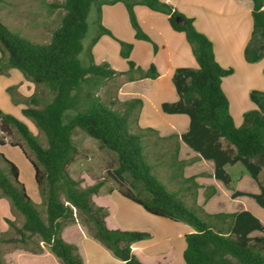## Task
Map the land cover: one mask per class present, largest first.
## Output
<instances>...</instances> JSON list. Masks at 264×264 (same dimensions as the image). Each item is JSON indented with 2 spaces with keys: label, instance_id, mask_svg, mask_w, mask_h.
Masks as SVG:
<instances>
[{
  "label": "trees",
  "instance_id": "trees-1",
  "mask_svg": "<svg viewBox=\"0 0 264 264\" xmlns=\"http://www.w3.org/2000/svg\"><path fill=\"white\" fill-rule=\"evenodd\" d=\"M118 1L126 3L136 37L148 40L137 22L134 1L64 0L56 5L65 10L61 25L45 44L24 38L0 20V74L17 69L36 86H47L54 96L43 108L36 107L40 104L36 94L20 100L26 104L23 115L33 120L45 134L47 147L42 146L26 123L0 108V131L11 135L14 129L17 130L35 156L33 159L22 144L10 143L12 147H19L31 163L39 195L46 206L44 219L20 179L19 167L0 151V197L7 198L12 208L24 216L22 226L16 228L18 236L0 237V244L19 242L31 253L41 254L43 246L34 241V237H39L60 264H84L78 247L62 236L64 227L76 220L77 209L84 215L82 223L90 235L115 257L125 264H143L133 253L132 245L149 239L151 234L108 228V209L94 201L104 183L100 181L82 187L81 182L69 174L68 168L78 155L73 134L79 129L97 140L101 148L116 153L118 166L108 174L124 196L153 215L184 222L194 229L186 235L185 264H264V236H251L255 231L264 233V225L252 213H205L202 217L154 175L155 166L149 161L142 143L149 130L134 132L131 127V116L140 109L142 101H126L124 109L118 111L113 106L115 102L107 105L98 98V90L118 77L134 81L159 76L154 66L144 70L130 60L133 47L130 43L121 42L120 51L128 61V71L118 72L107 63H95L92 46L102 35L112 36L101 23V8ZM252 2L254 28L261 36V45L249 47L247 51L249 61L254 63L264 54V0ZM139 3L169 16L171 27L185 33L198 64L197 68L176 70L173 82L179 100L162 106L166 113L185 114L190 119L189 130L176 138L182 139L202 158L212 160L215 178L226 186L231 187L232 178L225 167L241 163L260 185L261 192L244 194L236 191L233 196L248 195L264 208V184L259 178L262 171L259 160L264 155V117L258 111L247 112L245 117L250 120V125L237 127L222 89L223 79L232 74V69H225L216 61L211 40L196 30L192 18L172 5L160 0H140ZM93 6L98 12L97 34L88 47L87 64H84L80 56L85 50L83 40L89 29L88 17ZM8 91L12 95L13 87ZM68 111L73 114L68 115ZM5 145L0 140V147ZM175 149L177 155L178 145ZM194 187L198 188L194 178H190L184 179L179 189L190 191ZM30 242L31 248L27 246ZM0 264H3L1 250ZM38 264L52 263L44 259Z\"/></svg>",
  "mask_w": 264,
  "mask_h": 264
},
{
  "label": "crops",
  "instance_id": "crops-1",
  "mask_svg": "<svg viewBox=\"0 0 264 264\" xmlns=\"http://www.w3.org/2000/svg\"><path fill=\"white\" fill-rule=\"evenodd\" d=\"M133 1L137 22L148 40L136 37V30L131 24L124 1L105 4L101 8V23L112 33V36L104 34L92 46L95 63H107L118 72L128 71V61L120 54L121 42L132 44L130 60L144 70L154 66L159 76L154 79L143 78L134 81H125L124 76L118 77L117 79L124 80L118 86L117 100L123 105L126 101L140 99L142 101L140 109L133 112L136 114L137 132L149 130L145 138L152 132L160 141L171 143L172 148L168 152L172 155L167 163L172 169L170 178L176 181L180 177L179 187L184 179L194 178L198 188L193 194H190L193 188L184 191L186 199L196 203L197 207L204 209L208 214L249 211L264 225V208L248 195L233 196L236 191L244 194L261 192L260 185L241 163L225 167L232 178V189H229L221 180L215 178V164L212 160L202 158L182 139L176 138L189 130L190 119L185 114L166 113L162 106L179 100L173 82L176 70L197 68L198 64L185 33L175 31L171 27L167 14L139 3L140 0ZM160 1L172 5L185 16L192 18L196 30L206 35L213 43L215 59L219 65L225 69H232V74L223 79L222 89L229 101L230 113L236 126L250 125V120L245 117L250 111H258L264 117V54L254 63L249 61L247 55L249 47L261 45V36L254 28L252 0ZM7 77L9 78L0 75V108L25 123L22 111L26 105L14 104L7 89L17 84L21 98H29L35 94L37 86L17 69H10ZM13 77L16 80H13ZM174 158L175 161L184 164L181 166L175 163ZM259 162L262 165L259 178L264 184L262 179L264 155ZM177 169L181 170V176L173 171ZM205 193L210 196L206 198ZM191 195L193 197L190 200ZM222 200L231 203L228 207L222 208L219 204ZM94 201L108 209L109 217L106 220L108 228L145 231L151 234L149 239L132 245L133 253L143 264H185L183 254L186 249V235L194 231L191 226L151 214L143 206L124 196L118 185L109 189L104 184L99 196L94 197ZM0 208L3 210L0 212V234H2L9 231L6 219H9L12 206L9 201L0 197ZM76 229L80 231L81 239L76 241L68 239L67 231ZM62 236L67 242L78 247L84 264H125L95 240L80 224H67ZM251 236H264V233L255 231ZM41 245L44 248L41 254L16 250L11 252L10 256L16 260L15 264H38L44 259H49L52 264H60L43 242Z\"/></svg>",
  "mask_w": 264,
  "mask_h": 264
},
{
  "label": "rangeland",
  "instance_id": "rangeland-1",
  "mask_svg": "<svg viewBox=\"0 0 264 264\" xmlns=\"http://www.w3.org/2000/svg\"><path fill=\"white\" fill-rule=\"evenodd\" d=\"M63 2L64 0H0V20L4 25L8 26L10 30L19 33L21 36L34 43H49L52 37V33L54 32V30L59 28V26L61 25L62 18L65 14V10L62 7L56 6ZM97 19V7L93 6L88 17L89 29L83 40L85 50L80 56L84 64H87L88 47L91 44V40L97 34ZM0 75L9 78L7 77L9 75V71L8 74ZM13 80H16L15 77H13ZM123 80V78H119L116 80L109 81L104 87L99 89L97 92L98 98L105 104L110 105L112 102H115L113 106L118 111H122L124 109V105H122L117 100L118 86ZM10 87H13L12 95L8 91V89L7 92L11 101L14 104L23 103L20 102L22 98L17 91V84ZM35 94L40 99V104L36 106L38 108H43L54 98L50 89L45 85L37 86ZM15 100H17L18 102H15ZM30 106L34 107V105ZM4 112L8 113L6 111ZM67 114L72 115L73 112L68 111ZM24 119L26 125L37 136L42 146L47 147L48 143L45 134L36 127L33 120L26 116H24ZM135 119L136 114L132 116V130L137 132L138 129L135 124ZM0 140L6 143V146L0 147V151L4 153L12 162H14L19 167L21 173V181L25 184L30 197L37 204L38 210L42 214L43 218L46 219V206L39 195L38 187L34 178L33 167L31 163L27 160L25 155L22 153L20 148L12 147L10 143L14 142L22 144L33 159H35L34 154L31 152L26 142L15 129L13 130L11 135H7L0 131ZM73 140L78 148V155L75 161L68 168L71 177H73L75 180H79L81 182L82 187L91 186L100 181H102L109 189L111 187L117 186L114 179L108 174L109 171H112L118 166L116 153L109 149L101 148L97 140L89 137L85 132L79 129L74 132ZM142 143L145 146V151L149 161L155 166L153 173L158 178V180L163 185L167 186V188H169L170 190L176 191L188 208L196 210V212L200 216L205 217V213L207 212L204 209L197 207L196 203L194 204L192 203V201H187L186 192L181 191L178 188L179 184L181 183V178L178 177V180L176 179L175 181V179H172L173 181H170L171 178L169 175H171L172 169L167 166V163L171 160L172 153L168 152V150L172 148L171 143H165L160 141L157 138V135L152 132L148 134L147 138H144ZM1 166L4 167V164H1ZM173 171L175 173L177 172L181 176V170L177 169L176 171ZM262 179L264 182V175L262 176ZM226 187L232 189L229 186ZM196 190L197 188L194 187L190 194L195 193ZM211 190L213 191V189ZM208 193L209 192H207V194ZM207 194L205 193L206 198L210 196H208ZM191 197L193 196L191 195L189 197L190 200ZM3 198L9 201L5 197ZM61 199H64L63 195H61ZM229 203L231 202H228V200H222L219 202L220 206L222 205V208L224 206L228 207L230 205ZM2 211V208H0V212ZM224 213L234 212L230 211ZM75 215L76 220L71 223H68V225L80 224L85 228V230L88 231L87 226L82 223L84 215L77 209H75ZM9 220L11 221L10 223H7L6 221L9 231L7 233L0 234V237H3L4 239H11L18 236L16 233V228L22 226L24 222V216H22L17 210L12 208ZM66 237L70 240L76 241L81 239V234L80 231L76 229L75 231L71 232L67 231ZM34 241L41 243V239L39 237H34ZM27 246L30 248L33 247L31 242ZM0 250L3 264H15L16 260H13L11 258V252L16 250H19L20 252L28 251L27 247L19 242H3L0 244Z\"/></svg>",
  "mask_w": 264,
  "mask_h": 264
}]
</instances>
